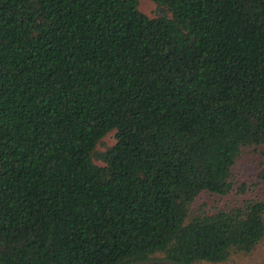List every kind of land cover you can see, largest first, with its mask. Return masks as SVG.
Segmentation results:
<instances>
[{"label": "trees", "instance_id": "obj_1", "mask_svg": "<svg viewBox=\"0 0 264 264\" xmlns=\"http://www.w3.org/2000/svg\"><path fill=\"white\" fill-rule=\"evenodd\" d=\"M152 1L0 0V264L261 243L264 161L236 166L264 158V0Z\"/></svg>", "mask_w": 264, "mask_h": 264}, {"label": "rangeland", "instance_id": "obj_2", "mask_svg": "<svg viewBox=\"0 0 264 264\" xmlns=\"http://www.w3.org/2000/svg\"><path fill=\"white\" fill-rule=\"evenodd\" d=\"M139 9L149 17L156 16V4L152 0H140ZM117 143L116 131L109 132L100 144V150L114 146ZM264 161L260 152L246 150L236 166V172L242 181L249 184L258 180L261 162ZM264 263V237L256 249L249 255L234 254L224 263H202V264H262Z\"/></svg>", "mask_w": 264, "mask_h": 264}, {"label": "water", "instance_id": "obj_3", "mask_svg": "<svg viewBox=\"0 0 264 264\" xmlns=\"http://www.w3.org/2000/svg\"><path fill=\"white\" fill-rule=\"evenodd\" d=\"M128 264H185L176 260H170V259H147V260H139L130 262Z\"/></svg>", "mask_w": 264, "mask_h": 264}]
</instances>
